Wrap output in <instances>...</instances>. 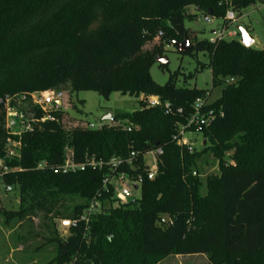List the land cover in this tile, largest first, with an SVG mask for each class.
Listing matches in <instances>:
<instances>
[{
    "label": "trees",
    "instance_id": "1",
    "mask_svg": "<svg viewBox=\"0 0 264 264\" xmlns=\"http://www.w3.org/2000/svg\"><path fill=\"white\" fill-rule=\"evenodd\" d=\"M258 1L263 3L0 0V159L9 170L0 183L19 194L18 210L2 216L6 224L22 227L20 242L33 235L55 244L57 264H158L193 255H207L208 264H264V50L237 39L199 41L185 27L196 18L189 7L224 20L228 11L241 16ZM158 32L167 44L188 39L192 48L181 55H208L201 68L211 70L213 88L223 87L219 99L209 103L210 92L178 87L174 77L163 86L152 80L154 54L161 48L149 52L144 45ZM68 90L105 99L114 92L143 94L162 103L150 107L141 101L139 110L115 116L100 130L65 131L59 112L55 121L36 124L20 137L7 131L8 98ZM198 100L199 114L210 118L199 132L200 151L178 144ZM24 104L35 118L43 115ZM9 139L21 142L20 157H7ZM159 148L158 174L149 181L141 155ZM69 149L78 163L87 156L109 160L139 153L134 173L144 177L141 199L119 202L113 188L103 186L107 169L55 173ZM206 154L219 163V174L207 177V193L201 195L198 161ZM93 202L100 211L88 223L80 221ZM163 217L173 223L162 224ZM56 220L77 225L63 237Z\"/></svg>",
    "mask_w": 264,
    "mask_h": 264
},
{
    "label": "rangeland",
    "instance_id": "2",
    "mask_svg": "<svg viewBox=\"0 0 264 264\" xmlns=\"http://www.w3.org/2000/svg\"><path fill=\"white\" fill-rule=\"evenodd\" d=\"M231 3L232 0H226ZM263 3L257 2L256 5L243 10L241 16L236 14L237 22L229 27V31L237 30V27L248 28L249 33L254 39L252 48L256 50H264V0ZM189 15L196 16L194 20L187 19L185 22L186 29L192 32V35L199 41L215 39V33L218 32L223 20L212 19L210 23L205 21V15L198 13L193 7L187 10ZM164 34L157 33L152 41H148L144 45V51L154 52L155 49L161 48L160 52L154 54L156 63L151 67L150 74L152 80L158 85H166L171 77L175 78L178 87L196 88L210 92L209 103H213L222 95L223 87L213 88L212 74L208 68H201L202 65L209 63L207 54L199 53L192 57L189 55H181L176 47L163 41ZM165 58L168 60L167 67H161L157 60ZM63 110L62 123L65 131H70L74 127L83 123H91L99 125L101 123L111 124L112 122L104 121L103 117L107 112H113L114 116L132 113L141 108V101L148 103L150 100L162 103L161 99L156 96L141 95L140 97L122 95L114 92L105 99L101 95L93 91L71 92L70 90L62 92ZM26 103V102H25ZM8 104H10L8 102ZM13 108H23V111L29 110V105L21 103L15 99L11 102ZM81 127V126H80ZM186 140L191 146L200 151L203 148V137L200 133H187ZM143 161L147 166H154L153 156L148 153L143 156ZM200 180L202 187L201 195L207 193L206 180L208 176L219 174V163L213 159L210 154H206L198 161ZM129 199H141V190H133ZM19 208L18 192H6V185L0 183V264H57L56 260L59 252L55 244L46 243L39 237L33 235L25 236V240L21 241L18 236L23 232L20 227L6 224L2 216V211H16ZM38 220H35L34 227ZM56 228L63 237L69 235L67 228H62L59 220L55 221ZM20 227V229H19ZM36 230V229H35ZM34 230V231H35ZM21 231V232H20ZM37 231V230H36ZM48 236L47 233L44 234ZM40 245H43L41 248ZM207 255L193 256H172L164 260H160L158 264H208Z\"/></svg>",
    "mask_w": 264,
    "mask_h": 264
},
{
    "label": "built area",
    "instance_id": "3",
    "mask_svg": "<svg viewBox=\"0 0 264 264\" xmlns=\"http://www.w3.org/2000/svg\"><path fill=\"white\" fill-rule=\"evenodd\" d=\"M213 18L209 16H205V21L210 23ZM237 22L236 13L233 11H228L223 24L217 33H215V39L211 40L212 42L216 40H233L237 39L240 42V34L238 30L229 31V27ZM233 82V80L228 81ZM15 99L21 101V103L29 102L33 107L38 108L43 112V115L40 118H35L34 112L31 111H20L19 109L13 108L11 106V102ZM8 102L10 104H8ZM203 104V101L198 100L195 108V115L189 120L187 126H183L180 129V133L178 136V144L179 145H191L186 140V134L188 129L193 128V133H199L203 126H206L210 121V118L202 116L199 114V110ZM148 105L150 107H156L161 105L158 101L150 100L148 101ZM164 107L169 109V104L165 103ZM63 108V100L62 93H52V92H34L29 95L24 96H15L13 98H8L6 100V117H5V126L9 133L13 136H21L23 133L30 132L33 130L36 124L47 123L55 121L54 114L62 112ZM181 112V111H180ZM28 115H33V119H30ZM119 124V123H117ZM108 124L101 123L99 125L91 124V123H83L80 126L83 128L91 129V130H100ZM21 142L14 141L12 139L8 140V148H7V157L8 158H17L20 157L21 151ZM152 154L154 166L150 168L143 161V156L146 154ZM163 154V150L161 148L149 151L143 155H141V159L145 167H147L146 179L152 181L158 174V162L159 158ZM140 156L137 152H131L126 158H112L109 160H98L95 157H86L84 162L78 163L74 159V152L72 149H69L64 161V164L60 167L54 168L55 173L61 174H72L78 172H84L87 169L92 170H108V173L103 178V186L105 188L112 187L114 191L115 198L121 203H127L131 198V192L134 190H141L144 177L141 174H135L136 167L134 165L135 160ZM44 165H40L39 168L42 169ZM124 169L131 170L132 172H127ZM9 170L4 166L3 160L0 159V180L3 178L5 174H7ZM196 175V174H194ZM6 192H12V187L7 186ZM100 211V205L97 202H93L90 205V208L83 214L80 221L88 223V219L92 214H96ZM162 224L173 223L172 219L168 217H163L161 219ZM59 224L62 228H69L71 226H76L77 221H66L60 220Z\"/></svg>",
    "mask_w": 264,
    "mask_h": 264
},
{
    "label": "water",
    "instance_id": "4",
    "mask_svg": "<svg viewBox=\"0 0 264 264\" xmlns=\"http://www.w3.org/2000/svg\"><path fill=\"white\" fill-rule=\"evenodd\" d=\"M237 30L239 31V34L241 37L240 43L247 48L252 47V45L254 43V39L252 38L250 33L247 31V29H245L243 27H237ZM171 45L176 47V49L179 53H185V52L191 50V48H192L188 39H185L184 41H173L171 43ZM157 63H159V65L162 67H166L168 65V60L165 58H159L157 60ZM28 117L30 119H33V115H28ZM114 117L115 116H114L113 112L109 111L104 115L103 120L108 121V122H113Z\"/></svg>",
    "mask_w": 264,
    "mask_h": 264
}]
</instances>
